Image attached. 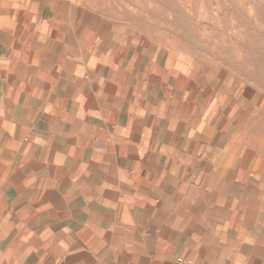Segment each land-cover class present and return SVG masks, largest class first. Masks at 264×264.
Instances as JSON below:
<instances>
[{"label": "crops", "instance_id": "obj_1", "mask_svg": "<svg viewBox=\"0 0 264 264\" xmlns=\"http://www.w3.org/2000/svg\"><path fill=\"white\" fill-rule=\"evenodd\" d=\"M236 106L69 0H0V264H264Z\"/></svg>", "mask_w": 264, "mask_h": 264}, {"label": "rangeland", "instance_id": "obj_2", "mask_svg": "<svg viewBox=\"0 0 264 264\" xmlns=\"http://www.w3.org/2000/svg\"><path fill=\"white\" fill-rule=\"evenodd\" d=\"M143 51L225 93L264 160V0H69Z\"/></svg>", "mask_w": 264, "mask_h": 264}, {"label": "built area", "instance_id": "obj_3", "mask_svg": "<svg viewBox=\"0 0 264 264\" xmlns=\"http://www.w3.org/2000/svg\"><path fill=\"white\" fill-rule=\"evenodd\" d=\"M179 263L183 264V261L182 260H178Z\"/></svg>", "mask_w": 264, "mask_h": 264}]
</instances>
